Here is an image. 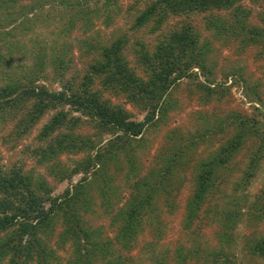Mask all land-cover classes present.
<instances>
[{"label":"trees","instance_id":"16d2710c","mask_svg":"<svg viewBox=\"0 0 264 264\" xmlns=\"http://www.w3.org/2000/svg\"><path fill=\"white\" fill-rule=\"evenodd\" d=\"M14 1L0 0V51L4 49L12 52L8 57L20 62L25 55L23 52L19 57L14 55L13 51L18 43L8 39L14 36V31L19 26L11 25L15 18L9 10ZM91 1L76 0L69 5L68 0H57L56 4L64 9L77 8L73 13L71 10L69 12L68 28L73 26L77 18H81L84 21L81 25L86 30L91 16L98 15H102V23L106 25L110 18L111 2L113 6L116 5L118 15L123 12L133 19L123 35L100 47V53L89 63L78 85L74 86L73 81L65 79L61 72L58 74L62 85L60 90L48 89L40 83L45 60L39 54L35 56L32 66L17 63L16 68H13L11 64L8 73L0 68V126L3 130L9 126L14 128L4 139L9 141L8 148L13 150L18 146L19 140L35 128V138L31 145L23 148V152L27 151L35 164L44 165L50 173L54 165L59 164V157L84 154L83 159L75 162L69 172L64 171L59 177L60 180L69 181L72 176L82 174L71 189L66 188L63 191L58 197L59 201L49 197L43 181L38 182V187L43 190L44 197L36 199L35 192L30 188L34 180L32 174L26 169L22 171V164L8 172L0 165V264H27L29 260L35 264H58L60 257L55 251L64 248H70L71 251V257H66L64 264H129L127 255L136 238L139 217L144 213L150 214L147 207L159 192L169 197V188L172 185L176 188L181 185L182 179L175 170L191 169L190 174L197 182V190L194 199L187 200L186 205L194 211L191 205H198L204 191L222 176V169L232 156L231 150L241 142L244 135L258 136L259 141L253 157L243 171V186L254 176V169L262 158L264 121H260L261 130L254 120L250 127H242L250 120L244 116L239 122L242 128L228 141V145L204 158H196L192 153L197 146L193 139L183 142L179 137H168L157 152L166 160L165 165L149 169L146 182L135 181L136 187L147 185L148 190L144 196L134 194L128 209L111 220V223L118 224L113 238L104 240L99 228L83 227L80 214L91 205L90 193L99 195L101 201L105 194L101 190L103 186L97 183V178L104 175L107 179L108 163L117 166L119 159L133 154L136 149L132 144L141 143L146 129L165 124L169 104L167 99L171 89L176 88L183 79L197 80V74L193 71L197 69L204 76V82L196 81L193 86L196 91L204 93V101L199 102L203 105L210 96L219 100L228 94L229 87H225L224 83L229 76L232 83H235L234 73L230 71L222 75L223 79L216 87H210L214 80H209L206 76L210 70L206 67V52H212L211 42L201 40L199 33L193 31L188 23L174 31L178 23L170 25L168 20H184L209 11L231 10L232 23L226 20L221 25L208 17L206 28H213V36L220 33L233 34L235 29L250 27L243 39L247 42L245 44L264 45V31L256 28L253 22L245 24L252 13L241 6L244 0H132L124 11L117 0H103L102 3L95 0L90 4ZM248 1L250 6L257 7L259 23L264 25V0ZM43 5V0H35L29 8L31 12L33 10L39 13ZM140 7L142 8L138 11ZM148 24L150 33L159 41L151 46L150 51L147 50L148 43L145 44L140 37L134 36L137 30ZM9 25L10 29L3 31ZM143 29L146 31L145 27ZM49 52L51 62L56 61L62 69L65 68L62 65L63 52H58L53 46L49 48ZM1 60H5V57L0 55ZM17 70H20L24 82H19L14 77ZM94 84L97 87L91 90ZM241 84L245 96L250 101L259 102L258 94L244 79H241ZM125 104L134 109L136 114L130 116L123 107ZM49 113L51 115L48 120L38 127L39 120ZM137 114H143L142 119L132 120ZM84 130H90L91 133L84 136ZM105 136L109 137L103 139ZM129 168L130 171L133 170L132 165ZM43 203H48L47 209L43 207ZM100 204L107 205L103 202ZM255 215L264 216V203L255 211ZM218 219L229 228L228 214L221 215ZM58 220L61 230L54 245L55 250H51L42 244V240L52 234V225ZM222 241H227V237ZM114 244H119L118 248L122 251L117 254L112 252L113 246H116ZM248 251L251 255L263 256L264 239L249 245ZM111 253L113 256L108 258L107 255H112ZM7 254L8 258L2 262ZM190 254L193 253L187 251L181 257V253H177L179 258L175 261L187 262ZM214 254L210 253V262H216L217 254ZM156 264L162 263L158 261Z\"/></svg>","mask_w":264,"mask_h":264},{"label":"rangeland","instance_id":"374dc122","mask_svg":"<svg viewBox=\"0 0 264 264\" xmlns=\"http://www.w3.org/2000/svg\"><path fill=\"white\" fill-rule=\"evenodd\" d=\"M43 1V9L39 13L33 10L31 12L29 8L35 0H15L10 4L9 11L15 18L11 25L15 27L19 24V26L15 29L14 36L8 39L10 42L18 43L13 54L19 57L23 52L25 58L18 62L8 57L12 52L3 49L0 55L4 56L5 60L0 61V68L8 73L11 64L13 68H16L17 63L32 66L35 56L39 54L45 60L42 66L43 78L40 83L51 90L61 89L62 85L58 78L60 72L65 79L73 81L74 86L78 85L89 63L100 53V47L108 45L114 38L123 35L133 19V17L129 18L124 15L123 12L122 15H118L116 5L113 6L111 2L110 18L106 25L102 23V15H98L91 16L86 30L81 25L84 22L81 18H77L73 26L68 28L69 12L71 10L73 13L77 8L66 7L64 9L56 4L57 0ZM75 1L68 0V3L70 5ZM92 1L89 3H93ZM97 1L102 3L103 0ZM117 1L124 11L126 5H129L132 0ZM241 6L252 13L245 24L253 22L256 28L264 31V25L259 23L257 7L250 6L248 0L242 1ZM141 8H138V11ZM208 17L221 25L226 20L232 23L233 19L231 10L209 11L184 20L169 19L168 23L170 25L178 23L174 31H178L184 23H188L193 31L199 33L201 40L206 39L211 42L212 52H206V67L210 69L206 76L209 80H214L209 85L210 87H216V84L222 81V75L230 71L234 73L235 83H232V78L229 76L224 83L225 87H229L228 94L219 100L215 96H210L205 104L200 105L199 102L204 101V93L196 91L193 84L196 81L204 82V76L197 69H193L197 74V80L183 79L176 88L170 90L165 124L157 128L146 129L141 143L132 144V147L136 149L133 154L125 159H119L117 166L107 162L109 165L107 179L104 175L97 178V183L103 186L101 190L105 193L102 201L99 195L90 193L91 205L80 214L81 225L87 229L99 228L101 238L104 240L113 238L118 224L111 223V220L128 209L133 195L144 196L146 194L148 186L136 187V183L148 180L149 169L165 165L166 160L157 152L162 148L166 138L171 139L175 136L183 142L193 139L197 142V146L192 153L196 158H204L227 146L228 141L235 133H239L242 127L251 126L252 120L257 123L260 130L262 128L260 121H264V45L245 44L247 42L243 39L246 32L251 29L246 25V28L243 27L241 30L235 29L233 34L220 33L218 36H213V28H206L205 23L208 22ZM149 24L144 26L146 31L143 27L137 30L134 36L140 37L145 44L148 43L147 50L150 51L151 46L158 44L159 41H156L155 35L150 33ZM11 25L6 26L3 31L10 29ZM166 30L167 28L164 29ZM52 46L56 47L58 52H63L62 65L65 68L62 69L56 61L51 62L49 48ZM19 71L15 72L14 77L19 82H24ZM239 76L258 94L259 102L250 101L245 96ZM95 85L91 87V90L97 87ZM123 107L130 116L136 114L129 105L125 104ZM50 115L51 113L44 115L37 126H42ZM142 116L143 114H137L132 120L140 121ZM243 116L250 120L240 127V118ZM11 129L14 128L9 126L3 130L0 126L1 168L8 172L22 164V171L26 169L32 174L34 180L30 188L35 192L36 199L44 197L43 190L38 187V182L43 181L49 197L57 198L59 201L58 197L63 191L66 188L71 189L82 174L72 176L69 181L60 180L59 177L64 171L69 172L75 162L83 159L84 154L59 157V164L54 165L50 173L44 165L35 164V160L28 155L27 151L23 152V148L31 145L35 138V128L21 138L18 146L13 150L8 148L9 141L4 140ZM90 133V130L83 131L84 136ZM108 137L105 136L103 139ZM257 138L258 136L251 134L241 138V142L231 150L232 156L222 169V176L204 191L198 205H191L194 211L188 209L189 205H186L187 200L194 199V193L197 190V182L190 174L191 169L175 170L174 172L178 173L182 179L181 185L178 188L172 185L169 188V197L159 192L151 200V205L147 207L150 214L144 213L139 217L136 238L127 255L129 264H156L158 261L162 264H264V255H251L248 251L249 245L257 243L259 239H264V216L255 215V211L260 209L261 204L264 203V149L261 154L262 158L254 169V176L244 186L242 178L249 159L254 155L259 141ZM129 165H132V171ZM144 177L146 179H143ZM100 202L107 205H101ZM43 207L47 209L48 203H43ZM147 208L145 207L146 210ZM225 214H228L230 218L229 228L225 227L226 223L218 219ZM60 224L58 220L52 225V234H48L47 238L42 240L46 248L55 250L54 245L61 230ZM224 235L227 241H222ZM114 245L116 246H113L112 252L117 254L118 251H122L118 248L119 244ZM187 251L193 253L196 260L193 254H190L187 262L177 263V253H181L182 257ZM210 253L217 254L216 262H210ZM55 254L60 257L58 264H64L66 257H71L70 248L56 250ZM8 256L9 254L2 262H5ZM111 256L113 254L107 255L108 258ZM27 264L35 263L29 260Z\"/></svg>","mask_w":264,"mask_h":264}]
</instances>
